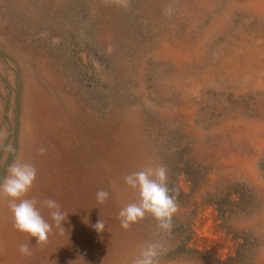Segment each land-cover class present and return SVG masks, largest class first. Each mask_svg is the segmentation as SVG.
Here are the masks:
<instances>
[{"label":"rangeland","instance_id":"rangeland-1","mask_svg":"<svg viewBox=\"0 0 264 264\" xmlns=\"http://www.w3.org/2000/svg\"><path fill=\"white\" fill-rule=\"evenodd\" d=\"M0 131V182L20 156L68 214L39 246L0 197V264H264V0H0ZM159 164L172 231L122 229L123 177Z\"/></svg>","mask_w":264,"mask_h":264},{"label":"clouds","instance_id":"clouds-1","mask_svg":"<svg viewBox=\"0 0 264 264\" xmlns=\"http://www.w3.org/2000/svg\"><path fill=\"white\" fill-rule=\"evenodd\" d=\"M7 136L6 131H0V142ZM5 152H15L11 144L4 146ZM40 149V154L44 153ZM37 179L36 167L22 157L17 156L7 169V175L0 182V197L7 199L8 208L14 219V227L21 233L33 237L36 245L47 244L53 227L60 234L65 233L62 223L67 220L68 214L61 210V205L53 199H45L42 204L34 198H28ZM124 183L138 192V201L127 204L118 213L120 227L130 230L135 224L151 216L157 225L158 233L168 234L173 228V217L179 210L177 196L168 185V169L165 165L147 166L123 177ZM109 198V192L99 190L96 200L104 204ZM39 205V206H38ZM49 210L52 223L44 218L40 208ZM98 233L105 229V221L99 219L93 226ZM19 252L22 256L31 255L28 243L21 244ZM162 244L159 240L149 242L143 246L139 255L132 264H160Z\"/></svg>","mask_w":264,"mask_h":264}]
</instances>
